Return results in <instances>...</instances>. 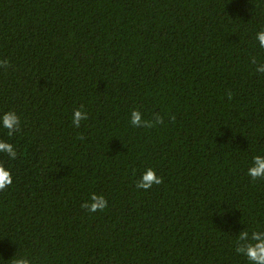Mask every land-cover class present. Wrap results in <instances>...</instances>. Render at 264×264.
<instances>
[{
    "label": "trees",
    "instance_id": "1",
    "mask_svg": "<svg viewBox=\"0 0 264 264\" xmlns=\"http://www.w3.org/2000/svg\"><path fill=\"white\" fill-rule=\"evenodd\" d=\"M259 32L264 0H0V116H20L18 133L0 130L17 151L0 153L15 177L0 264H250ZM135 109L164 122L135 127ZM149 167L163 182L137 188ZM93 193L107 209L82 206Z\"/></svg>",
    "mask_w": 264,
    "mask_h": 264
},
{
    "label": "clouds",
    "instance_id": "2",
    "mask_svg": "<svg viewBox=\"0 0 264 264\" xmlns=\"http://www.w3.org/2000/svg\"><path fill=\"white\" fill-rule=\"evenodd\" d=\"M258 38L262 47H264V32L258 33ZM255 63V61H253ZM8 61L0 58V67L6 66ZM257 72L264 73V64H259L256 68ZM88 119V114L81 108H77L72 114V124L79 128L81 122ZM130 122L135 127L152 128L164 122V117L157 116L154 120H146L143 113L139 109L131 112ZM0 130H6L9 137L20 131V116L14 110H9L0 116ZM0 153L5 154L10 159H15L17 156L16 147L7 140L0 139ZM247 175L255 181L257 178L264 177V154H257L253 157L251 166L248 168ZM15 181L12 171L0 164V191H5ZM163 182V178L157 174L156 169L147 168L138 180L137 188L148 190L154 184L159 185ZM108 200L103 194L93 193L89 201H86L82 206L88 208L90 212L103 211L108 208ZM248 233L243 232L240 235L241 239H247ZM252 243L246 248L250 264H264V232L256 231L251 236ZM11 264H26L19 257L14 258Z\"/></svg>",
    "mask_w": 264,
    "mask_h": 264
}]
</instances>
